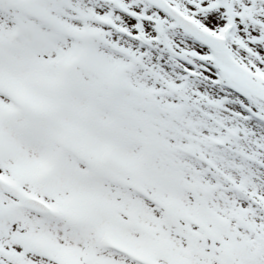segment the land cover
I'll return each instance as SVG.
<instances>
[{"label":"snow or ice","instance_id":"1","mask_svg":"<svg viewBox=\"0 0 264 264\" xmlns=\"http://www.w3.org/2000/svg\"><path fill=\"white\" fill-rule=\"evenodd\" d=\"M0 264H264V0H0Z\"/></svg>","mask_w":264,"mask_h":264}]
</instances>
